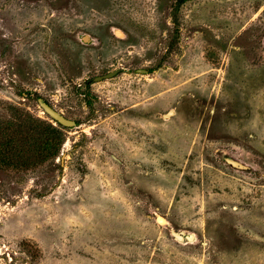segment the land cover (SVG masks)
I'll return each instance as SVG.
<instances>
[{"label":"rangeland","instance_id":"obj_1","mask_svg":"<svg viewBox=\"0 0 264 264\" xmlns=\"http://www.w3.org/2000/svg\"><path fill=\"white\" fill-rule=\"evenodd\" d=\"M14 109L65 142L0 166V264H264V0H0Z\"/></svg>","mask_w":264,"mask_h":264},{"label":"trees","instance_id":"obj_2","mask_svg":"<svg viewBox=\"0 0 264 264\" xmlns=\"http://www.w3.org/2000/svg\"><path fill=\"white\" fill-rule=\"evenodd\" d=\"M14 117L18 122L0 124L1 167L31 169L57 159L65 142L59 128L20 110Z\"/></svg>","mask_w":264,"mask_h":264},{"label":"water","instance_id":"obj_3","mask_svg":"<svg viewBox=\"0 0 264 264\" xmlns=\"http://www.w3.org/2000/svg\"><path fill=\"white\" fill-rule=\"evenodd\" d=\"M117 35L121 36L120 32H117ZM85 41H88L87 37H85ZM122 72L121 68H118L110 73H107L106 75H102L99 77H96L94 80L96 82H102L105 80H109V79H113L115 78L119 73ZM40 108L42 109V112L48 117L50 118L53 122L57 123L58 125L64 127V128H75L78 127L76 121L68 119L67 117H65V115H63L61 112H59L58 110H56L49 102H47L44 98H39L37 100ZM174 113L172 111H170L169 113H167L164 118H169L170 116H172ZM163 220V219H162ZM163 223L164 220H163ZM172 234L174 236V238L181 242V243H185V242H193L194 241V235H186L183 232H175L172 231Z\"/></svg>","mask_w":264,"mask_h":264},{"label":"flooded vegetation","instance_id":"obj_4","mask_svg":"<svg viewBox=\"0 0 264 264\" xmlns=\"http://www.w3.org/2000/svg\"><path fill=\"white\" fill-rule=\"evenodd\" d=\"M217 152L220 154L222 153L223 155L226 156V157H224L223 161L227 165H230L239 171H248V172L252 171L251 167H249V166L247 167L246 165H244L243 163H241L237 159H235L232 155H229V152L226 149H220V151L218 150Z\"/></svg>","mask_w":264,"mask_h":264},{"label":"bare ground","instance_id":"obj_5","mask_svg":"<svg viewBox=\"0 0 264 264\" xmlns=\"http://www.w3.org/2000/svg\"><path fill=\"white\" fill-rule=\"evenodd\" d=\"M161 222H163L162 220H160Z\"/></svg>","mask_w":264,"mask_h":264}]
</instances>
